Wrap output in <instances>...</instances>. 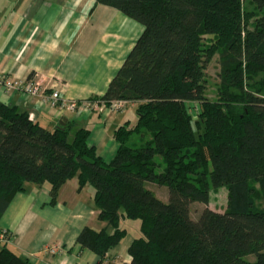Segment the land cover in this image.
Instances as JSON below:
<instances>
[{"label": "trees", "instance_id": "obj_1", "mask_svg": "<svg viewBox=\"0 0 264 264\" xmlns=\"http://www.w3.org/2000/svg\"><path fill=\"white\" fill-rule=\"evenodd\" d=\"M94 2L142 31L105 92L89 101L131 103L137 119L115 128L118 147L104 161L86 128L67 122L49 130L0 101V215L27 184H46L55 204L61 185L76 177L78 189L92 187L105 223L84 226L76 243L101 260L127 233L120 220L130 219L139 234L125 264H264V0ZM216 54L210 99L205 68ZM148 183L165 186L167 200ZM220 186L227 200L219 212L207 204ZM192 203L204 205L194 217ZM5 233L0 264H31Z\"/></svg>", "mask_w": 264, "mask_h": 264}, {"label": "crops", "instance_id": "obj_2", "mask_svg": "<svg viewBox=\"0 0 264 264\" xmlns=\"http://www.w3.org/2000/svg\"><path fill=\"white\" fill-rule=\"evenodd\" d=\"M109 8L94 0H0V75L31 78L47 95L57 91L61 100H76L78 105L70 111L20 91L7 93L1 87L0 101L26 111L31 120L49 130L62 122L73 123V129L86 128L90 144L104 161L118 147L115 128L126 121L135 123V106L129 103L114 109L86 103L105 92L141 33L137 24H126L123 16L124 24L92 20L98 11L116 18L117 13ZM92 195V187L78 189L74 177L61 185L55 204H50L46 184H27L0 215V230L8 234L6 243L31 264L129 263L128 247L137 236L138 224L129 233L120 222L127 233L102 260L76 243L84 226L96 230L105 226L97 218Z\"/></svg>", "mask_w": 264, "mask_h": 264}, {"label": "rangeland", "instance_id": "obj_3", "mask_svg": "<svg viewBox=\"0 0 264 264\" xmlns=\"http://www.w3.org/2000/svg\"><path fill=\"white\" fill-rule=\"evenodd\" d=\"M244 7L247 8L248 10L252 9V5H249L247 2H244ZM112 10V12H116V18H112L108 14L102 15L101 12H97V15L92 16V20L97 19L99 22L102 24H124L121 20L122 16L126 20V24H137V26L140 29V32L142 30V25L139 24L138 22L125 17L122 15L118 10L114 8H109ZM140 34V33H139ZM219 71V65H218V55H214L210 62L207 64L205 68V78H206V86H207V95L210 99L215 98L216 96V85L218 82V74ZM14 80H19V79H14ZM38 82V81H37ZM192 114L194 115L195 118V109L192 108L190 109ZM139 140V135L134 134L131 137V141H138ZM155 160L157 162H161V159L159 156L155 157ZM161 168H158L157 171H160ZM147 188L151 189L160 199L162 200H167V188L165 186H159L155 183H148ZM226 200H227V194H226V188L224 186L217 187L215 189H210L209 193V201H208V207L215 210V211H223L224 208L226 207ZM204 205L201 203H192L190 206V212L191 215L194 217L196 216L197 212L200 211L201 208H203ZM125 221V223H123ZM122 226L125 225L128 228L129 233L134 232V226L138 223V220H130V219H121L120 220ZM139 234L138 228H137V235Z\"/></svg>", "mask_w": 264, "mask_h": 264}, {"label": "built area", "instance_id": "obj_4", "mask_svg": "<svg viewBox=\"0 0 264 264\" xmlns=\"http://www.w3.org/2000/svg\"><path fill=\"white\" fill-rule=\"evenodd\" d=\"M0 87L7 93L13 91H20L23 94H27L40 99L43 102H48L50 106H59L62 109L73 111L77 108L78 102L76 100H61L57 91H53L50 95H47L41 84L31 78L24 80H14L6 76L0 75ZM87 106L95 107L98 103L95 101H87ZM124 105L122 101L113 102L114 109H120ZM2 233H0V241L4 239ZM6 234V233H5Z\"/></svg>", "mask_w": 264, "mask_h": 264}, {"label": "water", "instance_id": "obj_5", "mask_svg": "<svg viewBox=\"0 0 264 264\" xmlns=\"http://www.w3.org/2000/svg\"><path fill=\"white\" fill-rule=\"evenodd\" d=\"M63 124V122L61 123V125Z\"/></svg>", "mask_w": 264, "mask_h": 264}]
</instances>
